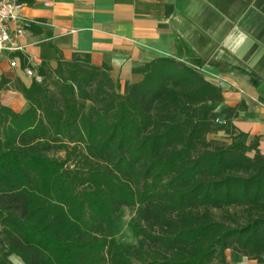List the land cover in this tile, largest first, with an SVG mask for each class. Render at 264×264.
<instances>
[{
  "label": "trees",
  "instance_id": "1",
  "mask_svg": "<svg viewBox=\"0 0 264 264\" xmlns=\"http://www.w3.org/2000/svg\"><path fill=\"white\" fill-rule=\"evenodd\" d=\"M146 73L123 93L107 65L60 55L42 83L15 81L28 109L0 107V264H264V155L233 124L242 107L219 113L223 91L177 60ZM124 209L134 246L114 239Z\"/></svg>",
  "mask_w": 264,
  "mask_h": 264
},
{
  "label": "crops",
  "instance_id": "2",
  "mask_svg": "<svg viewBox=\"0 0 264 264\" xmlns=\"http://www.w3.org/2000/svg\"><path fill=\"white\" fill-rule=\"evenodd\" d=\"M22 9L19 50L0 54V86L9 81L0 107L28 109L13 89L33 84L21 55L36 76L44 63L56 69L60 55L107 65L123 93L148 64L174 59L223 91L219 113L242 107L233 124L264 155V0H34Z\"/></svg>",
  "mask_w": 264,
  "mask_h": 264
},
{
  "label": "built area",
  "instance_id": "3",
  "mask_svg": "<svg viewBox=\"0 0 264 264\" xmlns=\"http://www.w3.org/2000/svg\"><path fill=\"white\" fill-rule=\"evenodd\" d=\"M23 6L14 0H0V54L17 52V39L24 35L26 23L21 15ZM14 26H17L13 29ZM12 66L17 67L16 63ZM26 74L35 78L38 83H42L43 79L34 75L30 69L26 70ZM223 120L218 119L217 124L222 125Z\"/></svg>",
  "mask_w": 264,
  "mask_h": 264
},
{
  "label": "rangeland",
  "instance_id": "4",
  "mask_svg": "<svg viewBox=\"0 0 264 264\" xmlns=\"http://www.w3.org/2000/svg\"><path fill=\"white\" fill-rule=\"evenodd\" d=\"M213 139L230 143L229 138L222 133L217 137H213ZM135 220L136 214L134 210L124 209L122 211V214L117 220L114 231V239L119 247L134 246L139 242L138 234L134 231ZM226 257L227 264H257L256 262L249 261L232 251H227ZM10 258L12 264H24L22 260L16 256H11Z\"/></svg>",
  "mask_w": 264,
  "mask_h": 264
}]
</instances>
